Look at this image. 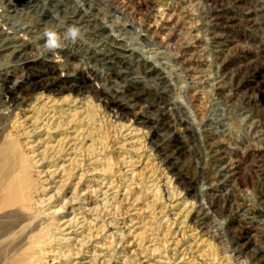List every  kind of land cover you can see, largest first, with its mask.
I'll use <instances>...</instances> for the list:
<instances>
[{"label": "rangeland", "instance_id": "rangeland-1", "mask_svg": "<svg viewBox=\"0 0 264 264\" xmlns=\"http://www.w3.org/2000/svg\"><path fill=\"white\" fill-rule=\"evenodd\" d=\"M0 150V255L264 264V0H0Z\"/></svg>", "mask_w": 264, "mask_h": 264}, {"label": "bare ground", "instance_id": "bare-ground-1", "mask_svg": "<svg viewBox=\"0 0 264 264\" xmlns=\"http://www.w3.org/2000/svg\"><path fill=\"white\" fill-rule=\"evenodd\" d=\"M218 78H219V76H218ZM217 83V82H216ZM7 109V108H6ZM73 135V134H72ZM75 138V137H74ZM76 139V138H75ZM71 140V139H70ZM75 145V144H74ZM214 145V144H213ZM209 147V146H208ZM222 148V147H221ZM74 149V148H73ZM212 151H213V148H210ZM223 152V151H222ZM4 154H5V150H0V161L2 160V157L4 156ZM67 157V156H66ZM69 157H71V156H69ZM71 159V158H70ZM71 162V161H70ZM66 163V162H65ZM65 168V167H64ZM73 168V167H72ZM0 169H1V162H0ZM222 169V168H221ZM221 169L220 168H218L217 170H216V173H215V176L216 177H220V175H221ZM77 168L75 169V170H72V171H74V173H76L77 171ZM64 171L65 170H63L62 169V165H60L59 167H57L56 168V170H52V171H50L51 172V174L52 175H57V176H60V173L61 174H64ZM65 173H67V172H65ZM73 173V172H72ZM70 174V173H69ZM53 177H55V176H53ZM53 177H51V178H53ZM209 177H212V176H209L208 174H206V173H204V172H202L201 173V180L203 181V180H205V181H208L209 179H211V178H209ZM71 179V178H70ZM198 179V178H197ZM56 180V179H55ZM53 181V180H52ZM51 182V181H50ZM9 189H10V187H9ZM4 191V195H2V194H0V196L2 197V198H0V205H10V206H12L13 204H16V202H20L21 204H23V205H25V207H27V206H30L31 204H32V202H36L38 199L40 200V199H42L41 198V196L39 195V193H40V191H42V187L39 189V190H36V191H34V192H25V193H23L21 196H20V201H19V199L18 200H13L12 202L7 198L8 196H11V195H9L7 192L8 191H10V190H5L3 187H0V191ZM87 190V189H86ZM89 190V189H88ZM84 191V190H83ZM33 193V194H32ZM32 197V199H33V197H34V199L32 200V202H28L29 200H30V198ZM230 200V199H229ZM10 201V202H9ZM222 201V200H221ZM38 203V202H37ZM218 206V205H217ZM226 207H228V208H230V213L232 214V213H234V216H235V212L236 211H238L240 208H238V207H235L234 208V210H233V206H232V202H230L229 204H227L226 205ZM33 208V207H32ZM26 209V208H25ZM31 209V208H30ZM67 209H68V207H67ZM89 209V208H88ZM92 210V209H91ZM70 211V210H69ZM58 212H60V208H57V209H54L53 211L51 210V213L52 214H58ZM68 212V211H67ZM91 212V211H90ZM69 213V212H68ZM71 213V212H70ZM207 212H205L204 214H206ZM85 216V215H84ZM234 216H231V217H233L234 218ZM71 217H73V216H71ZM204 217H205V215H204ZM59 218H61V220H60V224H61V226L63 225V227L65 228V229H68V227H67V225H68V219L70 218V217H68V216H66V215H64V216H59ZM82 220H84V219H82ZM59 224V223H58ZM88 224V223H87ZM201 225H202V223H200V228H201ZM9 231V230H8ZM23 231L24 230H22V232H20L19 231V233H23ZM83 231V230H82ZM5 233H6V231H4ZM14 232V231H13ZM12 232V233H13ZM11 233V232H10ZM67 233H71V234H73V235H69V236H67V238H74V233H73V231H68ZM247 233V236H249V232H246ZM83 235V234H82ZM247 236H245L244 235V237H246V239H248L247 238ZM19 237H22V235L21 236H19ZM56 238V237H55ZM23 241H24V237H22L21 238V240H19L16 244H14V245H12L11 247L9 246V255H5L4 254V256L3 255H0V264H22V262H25V263H27V264H29V261H28V256H18V257H16L15 259L13 258V256H14V250H15V248H19L20 247V245H22L23 244ZM56 242V241H55ZM5 244V243H4ZM7 245V244H6ZM3 248V247H2ZM4 250V249H3ZM6 252V251H5ZM13 255V256H12ZM3 256V257H2ZM31 256H32V254H31ZM12 258V259H11ZM85 262H88V260H86Z\"/></svg>", "mask_w": 264, "mask_h": 264}, {"label": "clouds", "instance_id": "clouds-1", "mask_svg": "<svg viewBox=\"0 0 264 264\" xmlns=\"http://www.w3.org/2000/svg\"><path fill=\"white\" fill-rule=\"evenodd\" d=\"M82 36V30L79 26L70 25L66 28L64 39L76 42ZM42 38L44 40L43 47L49 52H54L63 46V41L58 32L52 27H45L42 31Z\"/></svg>", "mask_w": 264, "mask_h": 264}]
</instances>
